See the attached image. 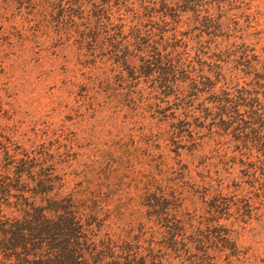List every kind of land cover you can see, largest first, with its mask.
<instances>
[{
  "label": "trees",
  "instance_id": "16d2710c",
  "mask_svg": "<svg viewBox=\"0 0 264 264\" xmlns=\"http://www.w3.org/2000/svg\"><path fill=\"white\" fill-rule=\"evenodd\" d=\"M221 2L0 0V20L27 52L52 64L64 50L75 109L106 127L110 144L126 138L118 151L127 147L110 174L92 161L71 179L87 127L67 136L64 125L34 131L29 146L16 128H0V264H217L215 251L229 243L218 220L198 224L178 212L193 173L216 197L223 181L190 169L180 149L193 159L207 144L218 152L221 129L233 134L223 155L233 144L234 161L264 167V103L236 76L256 63L244 53L224 71L215 39L230 27ZM133 145L137 169L124 162ZM126 179L133 192L121 208L115 194ZM204 205L210 216L219 207Z\"/></svg>",
  "mask_w": 264,
  "mask_h": 264
},
{
  "label": "rangeland",
  "instance_id": "374dc122",
  "mask_svg": "<svg viewBox=\"0 0 264 264\" xmlns=\"http://www.w3.org/2000/svg\"><path fill=\"white\" fill-rule=\"evenodd\" d=\"M221 1L224 9L222 19L229 24L230 31H222L223 36L215 39L221 50L219 62L229 74L235 64L238 67V63L243 62L240 55L247 53L256 66L254 69L244 68L246 72H236V76L239 77L240 85L255 90L257 94L253 96L264 103V0ZM7 27L8 23L0 20V128L4 131L16 128L20 133L17 141L29 146L26 140L28 137L34 139L35 132L37 136L45 130L50 134L53 129L64 125L63 135L67 136L74 131L80 132L83 126L87 127L85 135L83 133L84 139L76 142L79 146L76 150L78 156L72 162L71 169H68L70 175L67 178L73 179L74 168H84L92 161L102 169L106 166L105 173L110 174L111 169L117 167L115 157L121 156L123 149L127 148L118 151V144L125 143L126 138H117L121 142L115 146L110 144L112 138L106 127L93 124L89 115L83 117V113H86L84 108L75 109L74 93L69 96L63 85L72 75L69 71L72 65L62 58L64 50L58 49L52 64H48L45 57L27 52L20 44L21 39L8 32ZM211 47L213 50V45ZM218 131L220 133L215 137L220 143L218 152H211L216 148H212L214 144H207L208 151H204L202 157L193 159L190 151L182 148L180 158L182 163H188L190 169L199 170V174L210 172L213 182L223 181L224 188L216 197L214 190H205L210 181L200 182L198 174L193 173L191 182L195 183L194 187L185 193L178 216L184 221V217L191 216L192 222L198 224L201 221L210 223V219L218 220V225L222 227L221 233L228 235L229 243L223 251L213 250L217 252V264H264V167L262 164L255 167L256 163L245 166L234 161L232 157L236 151L233 144L223 155L221 148L227 145L233 134L225 135L221 129ZM260 135L264 141V130ZM140 152L134 145L131 146L132 157L124 156L126 165L137 169L136 156ZM195 162H198V167L193 166ZM76 182V179L72 180L70 185ZM129 183L126 179V183L115 194L121 201V208H124V201L133 192V186L127 185ZM215 201L219 207L214 210V216H210L202 208L205 202Z\"/></svg>",
  "mask_w": 264,
  "mask_h": 264
}]
</instances>
